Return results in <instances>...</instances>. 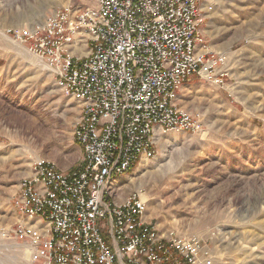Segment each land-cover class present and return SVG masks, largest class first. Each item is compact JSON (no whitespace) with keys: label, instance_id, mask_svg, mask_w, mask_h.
<instances>
[{"label":"built area","instance_id":"obj_1","mask_svg":"<svg viewBox=\"0 0 264 264\" xmlns=\"http://www.w3.org/2000/svg\"><path fill=\"white\" fill-rule=\"evenodd\" d=\"M82 1L7 29L79 104L82 157L76 169L35 159L13 201L21 220L2 234L39 264H213L200 237L146 220L143 190L120 181L154 157L158 134L201 130L200 114L178 106L182 86L226 83L227 57L203 32L206 0Z\"/></svg>","mask_w":264,"mask_h":264},{"label":"rangeland","instance_id":"obj_2","mask_svg":"<svg viewBox=\"0 0 264 264\" xmlns=\"http://www.w3.org/2000/svg\"><path fill=\"white\" fill-rule=\"evenodd\" d=\"M69 4L84 1L0 0V264H39L2 234L21 220L13 201L31 163L43 157L76 169L82 157L72 137L79 104L7 29ZM204 8L208 49L227 57L226 83L193 78L182 86L178 106L200 114L201 130L160 134L154 157L120 181L125 192L146 194V220L200 237L214 264H264V0H209Z\"/></svg>","mask_w":264,"mask_h":264},{"label":"bare ground","instance_id":"obj_3","mask_svg":"<svg viewBox=\"0 0 264 264\" xmlns=\"http://www.w3.org/2000/svg\"><path fill=\"white\" fill-rule=\"evenodd\" d=\"M209 0H206L205 1V5H207V2H208ZM211 3V2H210ZM203 7H204V5H203ZM37 57V56H36ZM40 59V58H39ZM160 134H158L157 136H156V140H158V141H160ZM138 165H140V166H145V163H144V161H143V159L140 161V164H138ZM137 165V166H138ZM142 195V197L146 200V202H147V204H148V198H147V196H146V194H141ZM145 218V217H144ZM146 218H148V217H146ZM145 218V219H146ZM30 252H31V250L27 247V250H26V254H27V256L28 257H30V259H31V255H30ZM214 257V256H213ZM213 264H214V262H213Z\"/></svg>","mask_w":264,"mask_h":264}]
</instances>
